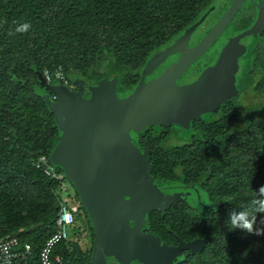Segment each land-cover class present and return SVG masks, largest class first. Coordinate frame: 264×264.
Wrapping results in <instances>:
<instances>
[{
    "label": "trees",
    "instance_id": "16d2710c",
    "mask_svg": "<svg viewBox=\"0 0 264 264\" xmlns=\"http://www.w3.org/2000/svg\"><path fill=\"white\" fill-rule=\"evenodd\" d=\"M215 1L0 0V238L18 236L32 245L31 257L16 264H40L60 210L63 181L36 165L60 139L40 74L61 70L76 85L122 70L126 95L149 58ZM247 68L243 90L264 95V41ZM159 138L148 135L142 143L150 149L154 182L189 187L195 199L150 211L144 231L165 243L212 237L199 251L185 250L179 264H264V101L228 102L219 119L198 122L183 144L166 146ZM66 250L63 240L55 254ZM78 250L77 264H89L93 245H79L73 256Z\"/></svg>",
    "mask_w": 264,
    "mask_h": 264
},
{
    "label": "water",
    "instance_id": "95a60500",
    "mask_svg": "<svg viewBox=\"0 0 264 264\" xmlns=\"http://www.w3.org/2000/svg\"><path fill=\"white\" fill-rule=\"evenodd\" d=\"M244 2L234 0L205 37L146 83V75L156 64L182 51L214 9L210 8L174 44L150 59L139 85L127 97L119 96L115 76L90 86L77 79L75 87H70L50 84L40 74L41 86L47 89L43 98L55 115L60 133L50 161L61 167L75 186L92 221L94 242L89 264H131L137 258L143 264H174L182 251H199L212 241V237H205L171 246L159 236L144 232L150 211H165L179 199L175 194L159 195L149 155L134 145L129 133L145 131L150 125L176 124L190 129L191 119L213 112L221 102L237 94L235 85L231 94L217 93L213 70L222 71L240 38L264 30V1L259 4L255 25L224 46L207 82L199 80L187 85V92L175 91L174 84L210 49ZM86 87L91 90L90 96L85 94ZM224 88L220 86L221 90ZM205 94L207 99L199 104ZM78 252L72 261L62 255L63 264H77Z\"/></svg>",
    "mask_w": 264,
    "mask_h": 264
},
{
    "label": "flooded vegetation",
    "instance_id": "af4514ba",
    "mask_svg": "<svg viewBox=\"0 0 264 264\" xmlns=\"http://www.w3.org/2000/svg\"><path fill=\"white\" fill-rule=\"evenodd\" d=\"M233 1L234 0H221L220 2V0H216L215 3L211 4L204 13H206L212 7H214V9L209 14L205 22L201 24L198 27V29L190 36V38L188 39V43L183 46L182 51L180 53L171 54L167 56L166 58L162 59L158 64H156L153 70L148 75H146L145 77L146 83L154 80L166 68H168L172 64L179 61V59L183 56V54L188 50L189 47H193L203 37H205L207 33L215 25V23L220 19L223 13L229 8V6L232 4ZM262 1L264 0H245L243 6L237 11V13L234 15V17L231 19L229 24L225 27L222 34L213 43L210 49L201 58H199L195 63H193L191 67L187 69V71H185L179 78L175 80V84H174L175 91H178L181 89L182 91L187 92L185 91L187 90V87L185 86L196 83L199 80L207 82L208 80L207 76H209L210 73L212 74V68L213 66L216 65L224 46L231 40H234L239 35L250 30L255 25V23L258 21V18L260 15L259 4ZM191 27H189L185 32H183L179 36L186 33ZM179 36H177L173 42L166 45L163 49L157 51L156 53L174 44L176 39ZM263 41H264V30L261 33L258 32V33L246 35L245 37L240 38V40L236 43L235 53L232 55V57L227 62V64L223 67L222 71L213 70V75L217 82L216 86H218L216 92L219 93L218 91H220L219 94L230 92L229 94H231L233 92L231 90H234L233 85H235L237 89V94L231 95L228 100L221 102L218 107L215 106L216 109L213 112L203 114L201 118L191 119L190 130H191V133H193V135L196 132V127H197L198 122H204V121L207 122V121H214V120L219 119L222 116V112L228 102H232L235 99H239L241 100L242 103H244V101L242 100V96L250 92V90L248 92H245L243 90V82L246 81V73L248 70L247 67L250 66L253 60L255 49L259 48ZM155 54H153L149 58V61ZM148 62L146 63L144 68L140 71L139 76H136L138 78L136 85L126 95H121L120 93V87H121L120 81L122 77V72L124 73V71L120 70L117 73H115L113 76H111V77H114V76L116 77L117 92L121 98L129 96L135 91L136 87L139 85L142 79L143 71L146 68ZM111 77H108L107 79ZM97 83L99 82H96V83L88 82L89 86L93 84H97ZM220 86H225V88L221 90ZM85 94L87 96H90L91 94V90L88 87H86L85 89ZM206 99H207V95L205 94L199 100V104L204 102ZM178 127H182V126L176 125V124L150 125L146 128L145 131H142V132L130 131L129 135H130V139L132 140V142L137 148L141 149V151L148 153V151L146 150V149H149L148 146H145L146 144L142 145V143L145 141L146 136L148 135L160 137L163 140V142L166 143V146H175L173 141H179V142L183 141L184 142L182 136L177 131ZM155 184H156V189L159 195L161 196L163 194L177 195V191L173 190L176 187L165 186L163 184H158V183H155ZM126 199L129 200L128 198ZM83 210L84 209H82V206H81L80 211L83 212ZM85 210L84 212L86 214V217L89 219L88 222H90V228H91V226L93 227L92 221L90 219L88 212ZM90 228L89 226H87L86 228L89 234H91ZM146 233H150V232H146ZM180 242H188V241L183 240L180 236H176V242H167V243L168 245H171V246H177L180 244ZM78 244L79 243L74 241L72 237L71 240L68 241V250H66L62 255H65L69 261L74 260L79 255V252H78L79 250H78L75 256H73V253L76 251L77 247L80 245ZM184 251H182V253ZM178 259L179 257L176 258L173 261V263L179 264ZM134 262L143 263L139 258H137V260H135Z\"/></svg>",
    "mask_w": 264,
    "mask_h": 264
},
{
    "label": "built area",
    "instance_id": "2783aa9c",
    "mask_svg": "<svg viewBox=\"0 0 264 264\" xmlns=\"http://www.w3.org/2000/svg\"><path fill=\"white\" fill-rule=\"evenodd\" d=\"M45 78L50 83L53 78L58 79L62 84L73 87L65 74L61 70L52 72L47 70ZM38 167H43L45 173L52 177L61 179L60 185V210L56 218L55 232L45 242L40 252V264H63L60 254H55L56 246L63 240H71L70 227L76 223V214L80 212L81 205L71 203L74 197H64L63 193L67 191L64 172H59L57 167L51 163L48 156H41L37 161ZM32 254V245L24 242L18 236L0 238V264H16L18 260L27 261Z\"/></svg>",
    "mask_w": 264,
    "mask_h": 264
},
{
    "label": "rangeland",
    "instance_id": "374dc122",
    "mask_svg": "<svg viewBox=\"0 0 264 264\" xmlns=\"http://www.w3.org/2000/svg\"><path fill=\"white\" fill-rule=\"evenodd\" d=\"M220 2H221V0H220ZM56 82L57 81H55V83ZM242 100L244 101V105L249 107L250 105H253L255 102L258 103V102L264 101V95L250 90L249 93H246L242 96ZM177 131L182 136L184 142L183 141H181V142L173 141V143L175 145L183 144V143L187 142L188 140H190L191 137L193 136V133H191V130L186 129L184 127L183 128L178 127ZM65 183H66L68 190L63 193V196L64 197H67V196L74 197V199L73 198L71 199V203H77V204L81 205V200L77 196V190H76L75 186L67 178H65ZM173 190L177 191V199H181L184 202H186V201L190 202L192 205H194L195 196H194V194L191 193V190L189 189V187L188 188L179 187V188H175ZM76 218H77L76 223L70 227V236H71V238L73 237L74 241H76L77 243L80 244L82 249H88L89 250L93 245L92 234H89L88 230L86 229L87 226H89V228H90V222H88L89 219L86 217L84 210H83V212L80 211L79 213H77ZM90 230H91V228H90ZM61 257H62V255H61ZM131 264H143V263H136L133 261Z\"/></svg>",
    "mask_w": 264,
    "mask_h": 264
},
{
    "label": "clouds",
    "instance_id": "9594fccd",
    "mask_svg": "<svg viewBox=\"0 0 264 264\" xmlns=\"http://www.w3.org/2000/svg\"><path fill=\"white\" fill-rule=\"evenodd\" d=\"M17 30L20 31V30H26V29L24 27H22V28L17 29ZM60 84H62V83H60ZM73 87H75V85H73ZM236 223H237V218L234 217L233 218V224H236ZM244 227L248 228L249 231H251V226L249 224H245Z\"/></svg>",
    "mask_w": 264,
    "mask_h": 264
}]
</instances>
